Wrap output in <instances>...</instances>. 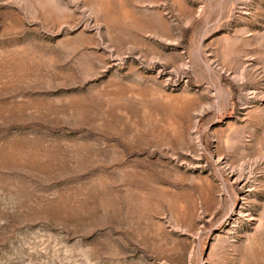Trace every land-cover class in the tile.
<instances>
[{
    "label": "rangeland",
    "instance_id": "1",
    "mask_svg": "<svg viewBox=\"0 0 264 264\" xmlns=\"http://www.w3.org/2000/svg\"><path fill=\"white\" fill-rule=\"evenodd\" d=\"M0 264H264V0H0Z\"/></svg>",
    "mask_w": 264,
    "mask_h": 264
}]
</instances>
